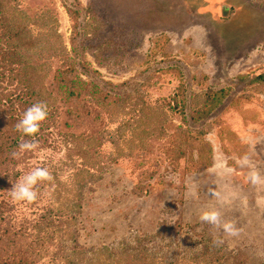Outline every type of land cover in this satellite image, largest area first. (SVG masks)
I'll return each mask as SVG.
<instances>
[{"label":"rangeland","instance_id":"obj_1","mask_svg":"<svg viewBox=\"0 0 264 264\" xmlns=\"http://www.w3.org/2000/svg\"><path fill=\"white\" fill-rule=\"evenodd\" d=\"M1 15L30 29L21 41L31 34L49 41L43 64L47 71L34 90L44 92L59 119L39 130L36 151L14 157L18 146L13 144L5 151L7 158L20 159L14 167L19 174L13 178L10 173V189L36 166L49 168L56 179L39 185L40 198L30 205L13 203L9 188L0 193V264H17L21 258L31 264H62L50 260L45 242L39 252L34 245V255L24 254L35 236H44L43 227L51 220L41 218L45 209L64 212L60 204L82 208L78 226L66 227L62 239L55 236L66 242L73 234L77 238L80 249L70 257L74 263L85 264L103 248L115 252L123 239L134 244L120 252H133L138 237L162 264H195L194 255L208 244L206 251L213 252L212 240L219 235L223 243L219 251L215 247V264H238L241 256L233 261L228 252H242L250 260L245 264H264V182L254 185L247 178L253 169L264 177V81L257 78L264 76V0H0ZM51 18L56 21L52 31L45 24ZM3 31L0 27V162L7 143L2 136L9 134L12 143L14 120L30 107L20 101L27 92L23 74L8 76L14 42ZM71 68L100 87L106 105L127 107L117 117L109 108L100 111L99 125L79 126L74 135L103 128L116 135L121 121L138 113L146 117L143 124L125 125L116 137L105 134L108 142L96 162L103 168L95 167L96 182L82 193L68 157L80 143L63 122L69 105L55 93V77ZM95 101L88 103L100 108L102 99ZM178 127L187 131L183 141L193 143L204 158L202 171L192 172L187 150L176 168L169 165L164 143ZM188 130L193 138L200 134V145ZM116 139L118 146L110 143ZM244 158L247 164L241 163ZM153 179L164 183L156 185ZM210 189L218 196H210ZM213 208L235 221L238 235L217 233L199 221L201 211ZM159 225L164 228L158 242H144Z\"/></svg>","mask_w":264,"mask_h":264},{"label":"trees","instance_id":"obj_2","mask_svg":"<svg viewBox=\"0 0 264 264\" xmlns=\"http://www.w3.org/2000/svg\"><path fill=\"white\" fill-rule=\"evenodd\" d=\"M45 16H42V18ZM50 20L52 22L45 24H48L49 30L52 31V29H54L53 27L54 22L56 21H54L52 18ZM20 25L16 26L13 18L8 20L5 19L3 15L0 16V27L4 30L2 35L6 37V33H9L10 42L11 41L14 42L12 45V52H10L8 55V60L11 65V67L9 68V71H11V73L8 76L10 77L12 76L11 78L14 79L16 77L15 75L23 74V77L26 79L27 92H25L24 95L20 98L22 104L26 103L27 105L31 106L36 102H45L47 106H49L47 101H45L44 92L36 94L34 90L35 86L41 82L40 79L41 74L46 73L47 71L46 69H44L43 64L47 59L45 54L49 52L48 50L49 41L48 40L45 41L44 40L45 35H42L41 33H40L41 35L38 34L36 37L33 34H31L30 36H28L29 38L27 37V39L24 42L21 41L23 34L29 32L30 29L27 30L26 27L23 28V25L21 26ZM18 41H20L19 43H22V45H19ZM60 71L62 70H58V73ZM13 72H15L16 74L14 75ZM63 73L65 74V76L62 75L63 77L60 78L55 77L56 79L55 87L57 89L55 93L59 97L58 101L61 100L64 104L69 105L68 107L69 111H66L65 112L66 116L62 117L63 122L65 124V128L67 130L73 132V130L75 131L81 129L79 126H86L88 123L91 124L93 127H95L96 125L95 123H98L99 125L100 111L104 109L108 110L109 108V112L112 117H117L118 112L120 110L127 109V107L121 106V108L118 110L120 106L112 105V107H110L111 106L110 103L106 105L105 97L102 98L100 95L102 94L100 87H98L95 83H87L83 81L78 75H76V73L72 68L67 71H63ZM257 78L261 81H264L263 75H260ZM218 95L219 92L215 93L214 99H216ZM100 99H102V101L100 102L101 104L100 108H92L90 105L91 103H88L91 100H96L95 102L98 103V100ZM48 110H49L48 117L41 124L40 129L48 128L52 126L53 123L54 125L58 124L57 120L59 118L56 117V111H54L56 110L55 107L53 108L50 107L48 108ZM131 110L132 112L134 111L136 112L135 109L130 108V111ZM198 114L200 115V113ZM15 116L19 117L20 115L15 114ZM10 118L11 116L8 117L9 120ZM145 118L146 117L144 115L142 117L138 113L133 117H130V119H128L127 121H121V123L118 125L116 129L115 132L116 135L120 133V131L125 125L131 127L132 125H136V123L143 124L144 123L143 119ZM199 118L202 117H198V119ZM198 119L195 117H191L192 121H197ZM1 121L2 119L0 118V122ZM14 122H18V121L14 120ZM12 126H14L13 127L14 129L15 124ZM87 126L90 127V125ZM15 131L16 130L14 129L13 132ZM186 132L187 131L181 130V128L178 127L174 129V133L172 134V136H169L167 138V140L164 143L165 149H163V152L166 153V159L168 160L169 165L171 164L170 166L172 167L175 166L176 168L178 162L185 158L182 157V153L187 150L186 152L188 155L186 157L191 158V160L193 161L192 172L196 170L199 171L201 169L203 170L205 169V167H203L204 165H202V161H204V158L202 157L201 153L197 149H194L195 146L193 145V143L186 144L183 141L184 139L187 140ZM190 132L191 131L188 130V134L192 136ZM74 134L75 133L73 132L72 136L76 139V141L80 143L79 144L80 146L76 147V149H73V151L68 154L69 165L71 164V170L75 171V174H73V179L75 180V186L77 190L82 193L84 190L87 189L89 185L93 184V182H96L94 181L95 167H97L96 162L99 161L100 158L102 157L100 154V150L102 149V146L105 144V142H108L105 141V134L112 136L114 135L115 137L116 135L112 132L110 133L106 132L104 128L93 131V133L92 131H89L88 133H86L88 136H85L84 134H80L79 136H76ZM141 134L142 135L145 134V131H142ZM198 136H200V134H198L196 138H193L192 136V139L194 142L200 145L201 139ZM2 137L4 142L7 143L5 144V147L2 149L3 151L2 154H4L5 157H3L2 158L3 161L0 162V193L7 191L8 188L10 189L9 186L10 173L12 174L13 178H15L17 174H19V172H14V167L17 165L20 159H14L11 157L7 158V154L5 151L6 150L9 151L10 148L13 147V145L15 147L19 146V144L22 142L21 134L18 132H16L14 138H12V143H8L10 142L9 134L4 135ZM23 139L27 140L29 138L24 137ZM111 139L113 140L114 138L110 137V140ZM140 140H143V137L140 138ZM119 142L120 140L116 139V141H112L110 143L118 146ZM192 149L194 150L192 151ZM101 166L102 167L99 168L97 167L96 170H101L103 168L102 163ZM186 170L189 171L188 168ZM153 180L155 181L156 185H162V183H164L162 180L159 181L158 180L156 181V179ZM80 197H82V195ZM64 203L65 202H63V204ZM60 206L63 207L64 212H58L57 210L53 211L54 208L45 209V212L41 215V218L45 219L46 217H50L51 220H48L46 226L43 227L44 236L41 237L40 234H38V236H35L36 241H38V243L36 241H32L31 243H29L28 246L26 247L27 251L24 252V254L28 253L29 255H34L35 254L34 245L36 246L39 245L38 246V252H39L42 246L47 244V249L51 250V252L50 254L48 253V251L46 252L49 256L51 255L50 257L51 261H59L62 264H78V263H74L72 259H70L72 252L76 251L77 249H80L79 246L77 245L78 243L77 238H75L73 234V236L71 235L72 237L69 238V242H66L65 240L61 241V239L63 238V234L67 231L66 227L72 226L75 228L78 226V221H79L78 216L82 208L80 207V209L78 210V207L77 206L75 207L73 204L72 205L66 204L65 206L60 204ZM159 226L161 228L155 234L145 235L143 241L144 242L149 241V243L158 242L157 241L159 240L158 236L162 234L161 229L164 228L163 225H159ZM35 228L40 230L41 223L37 224ZM76 231L77 229H75V232ZM6 235H7V231L2 233V236H6ZM55 236H59L61 237V239L57 241ZM29 238H32L30 234H29ZM136 239L138 240V243L135 245L136 248H134L135 250H133V252L123 251V249L122 252H120V249L122 247L124 249L131 247V245L126 246L129 244V240L127 241L123 239L124 241L122 240L118 243L119 248L114 250L115 252H112V250L109 248H105V249L103 248L98 252L94 251L92 254L94 256L92 258L90 257V260L86 261L85 264H111L115 259H118L117 261L118 264H162V259L157 256L158 253L152 254L151 250L149 249L147 250L143 247L142 245L143 242H139L140 240L138 237H136ZM44 242L46 244H44ZM208 246H210V244L207 245L206 249L203 246L202 247L203 250L199 251L196 256L194 255V258L192 259H194L195 264H209V263L215 264V260H213L212 258H215L214 256H216L217 252L215 251V247H213L214 248L213 252H210V250L206 251ZM216 248H218L217 249L218 251L220 250V247H216ZM226 255L229 259H233V261L237 256L243 257L244 259L240 257V260L237 261L238 264H245L250 262V260L246 257V255H244L242 252L240 253L228 252ZM24 256L26 258V255ZM176 263L178 262H173V264ZM7 264H14V262L10 260L9 263ZM17 264H31V263L26 261V259L22 260L21 258L19 262H17Z\"/></svg>","mask_w":264,"mask_h":264},{"label":"clouds","instance_id":"obj_3","mask_svg":"<svg viewBox=\"0 0 264 264\" xmlns=\"http://www.w3.org/2000/svg\"><path fill=\"white\" fill-rule=\"evenodd\" d=\"M48 111V106L45 102H36L24 111L22 117L15 124V130L21 134L22 142L18 146V152L13 153L14 157L25 152L36 151L39 148V142L35 137L40 130L41 124L47 119ZM24 137L29 139L24 140ZM241 163L247 164L248 161L244 158ZM247 178L254 185L264 182V177H261L260 173L255 169L249 172ZM54 180L55 177L49 168L33 167L21 175L16 183L12 184V188L8 191L11 201L13 203L33 204L38 201L41 195L38 191V186L45 182L52 183ZM209 195L218 196V193L210 189ZM198 219L202 224H207L214 228L217 233L222 232L228 236H236L240 231L235 221L225 220L222 213L215 208L201 211ZM129 243L134 244V240H129ZM222 243L223 240L219 235L212 240V244L215 247H219Z\"/></svg>","mask_w":264,"mask_h":264}]
</instances>
